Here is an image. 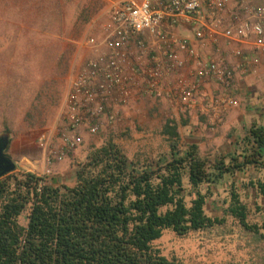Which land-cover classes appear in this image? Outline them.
Instances as JSON below:
<instances>
[{"label": "trees", "instance_id": "16d2710c", "mask_svg": "<svg viewBox=\"0 0 264 264\" xmlns=\"http://www.w3.org/2000/svg\"><path fill=\"white\" fill-rule=\"evenodd\" d=\"M162 133L169 150L155 158H130L109 138L78 165L74 185L53 186L32 172L0 177V264H188L157 242L165 231L187 236L222 224L207 204L226 179L227 214L264 239L240 192L264 196V124L251 122L225 153L182 142L173 119ZM10 147L7 137L11 158ZM252 169L262 177L238 178Z\"/></svg>", "mask_w": 264, "mask_h": 264}, {"label": "rangeland", "instance_id": "374dc122", "mask_svg": "<svg viewBox=\"0 0 264 264\" xmlns=\"http://www.w3.org/2000/svg\"><path fill=\"white\" fill-rule=\"evenodd\" d=\"M111 2L0 0V137L11 141L9 154L17 163L14 171L35 173L53 186L74 185L78 165L91 149L109 138L130 158H155L169 150L163 128L171 119L180 123L183 106L158 98H139L120 109L114 124H103L96 134L85 132L76 150L62 160L48 162L40 137L45 133L51 138V148H60L57 132L71 78L90 55L86 40L102 36ZM263 93L257 89V98ZM257 112L261 115L256 118L264 124V106ZM179 129L182 142L205 138L206 129L191 121L187 127L179 124ZM208 146L203 147L204 154L212 152ZM231 148L233 145L227 143L222 151ZM262 175L252 169L238 178ZM229 189L226 179L214 187L207 204L208 213L223 218L222 224L187 236L165 231L157 242L163 252L188 264H264V239L226 212ZM240 192L248 206L249 222L264 226V196L253 187ZM27 220L24 214L21 222L26 224Z\"/></svg>", "mask_w": 264, "mask_h": 264}, {"label": "built area", "instance_id": "2783aa9c", "mask_svg": "<svg viewBox=\"0 0 264 264\" xmlns=\"http://www.w3.org/2000/svg\"><path fill=\"white\" fill-rule=\"evenodd\" d=\"M108 14L102 36L86 40L90 55L71 78L60 148L40 137L48 162L76 150L85 132L114 124L132 100L180 103L215 129L237 105L239 75L264 82V0H119Z\"/></svg>", "mask_w": 264, "mask_h": 264}, {"label": "crops", "instance_id": "0c3cea01", "mask_svg": "<svg viewBox=\"0 0 264 264\" xmlns=\"http://www.w3.org/2000/svg\"><path fill=\"white\" fill-rule=\"evenodd\" d=\"M111 1L114 2L119 0H110V2ZM180 33L184 36L193 38L192 33L188 30L182 29L180 30ZM257 89H261L264 92V82L259 75H239L235 86L237 105L225 114V122L221 126L213 129L207 124L205 116L195 112H187L186 110H183L184 112L181 114L182 116H180L181 119L179 120V124L187 127L191 121L194 123V126L196 124L200 129H206L205 138L202 137L190 141L197 143L201 151H203V147L206 145H209L206 148L209 152L222 151L227 143L233 145V148L229 150L232 151L235 148V140L239 134L243 132L251 122H259L256 117L261 114H258L257 109L259 107L261 108L264 98H257ZM244 98H248V100H245Z\"/></svg>", "mask_w": 264, "mask_h": 264}, {"label": "water", "instance_id": "95a60500", "mask_svg": "<svg viewBox=\"0 0 264 264\" xmlns=\"http://www.w3.org/2000/svg\"><path fill=\"white\" fill-rule=\"evenodd\" d=\"M7 145V137H0V177L14 171L17 163L10 157L6 156L4 150Z\"/></svg>", "mask_w": 264, "mask_h": 264}]
</instances>
